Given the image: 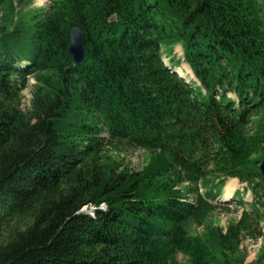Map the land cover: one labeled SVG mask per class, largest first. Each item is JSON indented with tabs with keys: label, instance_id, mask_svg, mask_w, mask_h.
Here are the masks:
<instances>
[{
	"label": "trees",
	"instance_id": "1",
	"mask_svg": "<svg viewBox=\"0 0 264 264\" xmlns=\"http://www.w3.org/2000/svg\"><path fill=\"white\" fill-rule=\"evenodd\" d=\"M33 2L0 0V264H264V0Z\"/></svg>",
	"mask_w": 264,
	"mask_h": 264
},
{
	"label": "rangeland",
	"instance_id": "2",
	"mask_svg": "<svg viewBox=\"0 0 264 264\" xmlns=\"http://www.w3.org/2000/svg\"><path fill=\"white\" fill-rule=\"evenodd\" d=\"M49 4H50V0H34V2L30 6L34 8H44ZM163 54H164V60L168 65L170 64L172 59H175L176 61H178V63L180 61V63L175 68V70L177 71L182 70L184 74H188V79H195V76L193 72L191 71L189 64L184 60V48L181 43H176L168 47L164 46ZM29 79H30L29 85L23 90V96L21 100L22 101L21 107L25 111H28L31 108V103H32V98H33L32 88H33V85L35 84V79L33 76H31ZM144 158H145L144 151L138 150V149L137 151L131 152L129 156V159L132 160V163L136 168H140L143 165V163L145 162ZM234 189H235V192H234ZM224 191L225 193L227 192L226 194L231 192V195H233V192L238 193L240 197H242V199H244V202L246 203H248L247 201L251 199L250 192L248 193V190L243 191L242 183L236 180V178H229L227 180L225 187H224ZM227 205L229 206V208H231V211L229 213H226V211L224 212L223 210L217 211L216 213L217 221L223 226L227 225L226 223L230 220V218L238 217L240 216L242 212V207H240L239 205H236L234 203V199H231V201ZM90 212L92 213V210H90ZM261 224L263 226L262 230L264 231V222H262ZM262 240L261 241L257 240L256 242L252 238L244 239L242 248H245L248 250L249 255H248V258H246L247 261H252L256 259L255 257L257 255V252L260 248V245L263 242Z\"/></svg>",
	"mask_w": 264,
	"mask_h": 264
},
{
	"label": "water",
	"instance_id": "3",
	"mask_svg": "<svg viewBox=\"0 0 264 264\" xmlns=\"http://www.w3.org/2000/svg\"><path fill=\"white\" fill-rule=\"evenodd\" d=\"M70 43L67 51L73 59L74 64L81 65L86 60L85 37L83 31L77 26L73 27L70 32ZM260 170L264 177V159L260 163Z\"/></svg>",
	"mask_w": 264,
	"mask_h": 264
},
{
	"label": "bare ground",
	"instance_id": "4",
	"mask_svg": "<svg viewBox=\"0 0 264 264\" xmlns=\"http://www.w3.org/2000/svg\"><path fill=\"white\" fill-rule=\"evenodd\" d=\"M181 73H183V71L182 70H179ZM237 180V179H236ZM232 195H231V193H228V194H225L223 197V200H228V199H230V197H231ZM260 241H261V239H259Z\"/></svg>",
	"mask_w": 264,
	"mask_h": 264
},
{
	"label": "crops",
	"instance_id": "5",
	"mask_svg": "<svg viewBox=\"0 0 264 264\" xmlns=\"http://www.w3.org/2000/svg\"><path fill=\"white\" fill-rule=\"evenodd\" d=\"M229 191V190H228ZM234 191H235V189H234ZM225 192V191H224ZM229 193H231V192H229ZM225 195V194H224Z\"/></svg>",
	"mask_w": 264,
	"mask_h": 264
}]
</instances>
